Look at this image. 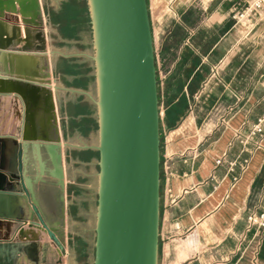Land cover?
I'll return each instance as SVG.
<instances>
[{"label":"crops","instance_id":"0c3cea01","mask_svg":"<svg viewBox=\"0 0 264 264\" xmlns=\"http://www.w3.org/2000/svg\"><path fill=\"white\" fill-rule=\"evenodd\" d=\"M147 1L152 33L160 36L163 67L165 71L172 72L180 66L183 73L184 85L174 102L184 95L188 103L185 113L174 126L169 127L166 119L163 123L158 264H264V229L250 227L247 222L250 213L264 211V130L256 134L252 132L264 115V5L255 8L254 3L258 0ZM40 2L42 30L48 39V50L59 51L53 56L54 67L59 57L90 58L88 52L65 48L81 47L78 40L82 35L80 30L85 28L88 18L91 24L88 0ZM6 7L4 4L0 8V21L5 33L11 35L12 25H18L21 37H24L23 16L10 12ZM242 11H246L245 16L238 20L235 14ZM53 17L59 18L60 22L53 24ZM187 39L189 43H186ZM31 43L35 47L36 39ZM21 45L14 47L16 52H21ZM185 51L195 55V61L193 57L183 60ZM28 53H35V61L24 64L29 70L40 72L48 58L34 49ZM48 57L51 59L50 54ZM221 58L226 59L221 82L213 80L204 85L212 65ZM13 65H17L15 60ZM193 82L196 85L189 89ZM65 88L68 89L62 90L75 89L78 92H70L91 99L87 90ZM13 100L19 102L20 111ZM228 106L234 109L228 121L223 123L221 116ZM14 112L21 121L10 119ZM23 124L24 104L21 98L16 94H0V135L20 138ZM63 134L62 140L70 142ZM80 134L77 144L88 143ZM50 135L53 139L57 137L55 131ZM12 147L15 148L14 144ZM88 149L91 148H69L73 154L70 161L92 166L95 162L86 159ZM82 154L83 158L79 156ZM17 157L16 148L9 156L7 171L17 166ZM219 158L223 159L221 164L216 163ZM67 159L63 151L64 164ZM234 160L237 165L230 171L228 162ZM65 170L67 189L66 165ZM47 180L56 186L54 179ZM36 190L46 220L54 222V205L46 202L37 184ZM79 210L87 219L90 217V212ZM12 223L0 219V235H7ZM29 228L36 231L35 236L39 234L38 228L42 230L38 261L33 262L46 263L58 255L51 240L45 238L47 232L41 224L29 225ZM62 231L64 250L67 243L77 240L81 254L94 258L95 225L91 228L83 221L72 224L64 218ZM25 232L30 237L34 236ZM45 244L48 248L43 261ZM53 244L58 251V244Z\"/></svg>","mask_w":264,"mask_h":264},{"label":"water","instance_id":"95a60500","mask_svg":"<svg viewBox=\"0 0 264 264\" xmlns=\"http://www.w3.org/2000/svg\"><path fill=\"white\" fill-rule=\"evenodd\" d=\"M4 4L10 12L23 16L25 35L21 37L18 25H12V34L7 35L0 21V94L21 98L24 124L20 138L0 135V219L41 224L62 254L63 221L46 220L36 184L47 177L55 180L61 218H65L63 151L96 149L99 171L93 264H158L161 118L148 1L88 0L94 49L89 56L95 65L96 96L87 94L97 106L98 141L81 145L61 138L56 92L68 88L53 80V56L59 51L48 50L40 0H0V8ZM32 39L37 41L35 47ZM21 43V52H16L14 47ZM33 49L48 58L38 73L24 64L35 61V53H28ZM49 126L55 129L54 139ZM16 148L22 160L21 176L7 171L9 156ZM30 154L38 163L34 175L27 168ZM19 183L24 191L14 189Z\"/></svg>","mask_w":264,"mask_h":264},{"label":"rangeland","instance_id":"374dc122","mask_svg":"<svg viewBox=\"0 0 264 264\" xmlns=\"http://www.w3.org/2000/svg\"><path fill=\"white\" fill-rule=\"evenodd\" d=\"M263 6V5H262ZM154 38V49H155V58H156V68H157V78H158V85L160 86L159 94L161 98L159 99V108H160V118H161V125L163 127V123L165 120V111H166V95H165V70L163 67L162 62V53H161V47H160V36L155 33L153 35ZM70 48L72 51H80L79 47H65ZM167 55V54H164ZM169 64V63H168ZM57 82L61 83V79L57 74L55 73V69L53 68V80H56ZM96 91V90H95ZM90 92V91H89ZM58 98H59V107H58V115H59V127L61 126V134L65 137V139L70 140V142L78 143L79 140V128L78 125L75 126V123L72 122L71 116H75L78 118L76 113L78 114L79 111H77L75 105V99L76 95L71 93L70 91L59 89L57 91ZM90 94H92L90 92ZM79 100H83V98L80 97ZM15 107L20 111V104L15 103ZM87 115L89 113H93L90 109L83 110ZM162 113V114H161ZM13 116L10 118L11 120L14 118H18L21 121V117L16 114L15 112L12 114ZM93 114H90L88 116H92ZM98 117V116H97ZM84 122V121H83ZM5 123V122H4ZM85 123V122H84ZM83 126V125H79ZM2 126L0 127V129ZM93 128L97 129L98 131V119L97 122L93 123ZM163 134V133H162ZM81 135V134H80ZM98 141V138H97ZM96 144V143H93ZM67 154V161H66V169H67V179H68V188L65 191L67 202V215L65 217L66 221L72 224H75L77 221H83L87 222L91 228L95 225L96 220V207H97V184H98V171H99V152H94L89 154L88 157L92 156V159H89V161H94L95 164L92 166L90 165H84V164H76L72 163L70 161V157H73L72 152H66ZM77 155V154H76ZM83 155V154H82ZM80 157H84L79 155ZM88 159V158H87ZM87 163V162H86ZM34 173V172H33ZM89 175V177H88ZM88 186L90 190H88ZM20 186H15L14 189H19ZM38 189L40 194L46 199V202L49 204H53L55 209L59 207V203L57 202L56 196L59 192L58 187L53 185L51 182H45V183H39ZM84 200V201H83ZM78 201H81V204L78 203ZM83 201V202H82ZM69 202V203H68ZM82 209L85 211V213H91L90 217H85L83 213L80 212L79 209ZM82 211V212H83ZM29 227L26 223H19V222H13L12 225L9 227V233L7 235H0V264H40L35 263L33 260L27 255L23 254L22 252H14V248H17L19 245L27 243V241H24L18 237V231L22 227ZM80 228V227H79ZM79 228H76L75 230H78ZM39 230V234H42L41 229ZM84 229H79L78 231H83ZM37 236V235H36ZM71 237V236H69ZM46 239L51 240V245L54 248L53 250L58 254L57 256L51 257L49 260H47L46 263L41 264H60L62 261L64 264H90L92 263L94 258H92V255H85L81 254V248L77 245V240L75 242H69L65 246V250H62V254L60 253V250H56L57 247L55 244H53V240L49 237L48 234H45ZM44 239V237H42ZM50 242V241H49ZM94 255V253H93ZM92 258V259H91Z\"/></svg>","mask_w":264,"mask_h":264},{"label":"trees","instance_id":"16d2710c","mask_svg":"<svg viewBox=\"0 0 264 264\" xmlns=\"http://www.w3.org/2000/svg\"><path fill=\"white\" fill-rule=\"evenodd\" d=\"M60 22L59 18L53 17V24H58ZM78 30V29H77ZM82 32L81 37H78V40L80 41V51H85L90 54H93V42H92V29L91 24L89 22V18L86 22L85 28L80 30ZM79 31V32H80ZM62 48V47H58ZM176 49V48H175ZM172 54L175 52L173 51ZM193 57V58H192ZM183 60L192 58L193 61H195L196 56L193 55L190 51H185L182 56ZM184 63V61H183ZM182 64V61L179 65ZM55 73L57 76L61 79V84L65 87L69 88H76V89H82L90 91L94 96H96V80H95V65L94 61L87 57V56H74V57H59L57 62L55 63ZM183 73L182 70H180V66H178L175 70L167 76L165 81V95H166V104L168 105V108L165 112V119L167 121V124L169 127L174 126L175 122L179 120V118L185 113L188 103L184 95H180L178 101L174 102L175 97H177L184 85L183 81ZM196 82H193L189 84V89H191L192 86L196 85ZM158 91H160V86L158 85ZM83 98V100H79ZM75 99V107L77 109L78 116L75 117L74 115L71 116V120L73 123H75V126L78 125L79 133L83 136L85 141H87L89 144L97 143L98 138V131L97 129L93 128V123L97 122V106L96 104L91 100L87 99L85 95L83 94H76ZM161 98L159 94V99ZM90 109L93 113L91 117L88 116L83 110ZM85 123H84V122ZM79 125H83L82 127ZM163 127L161 125V145H162V138H163ZM94 152H98L96 149H88L86 150L85 154L89 159H92L91 157H88L89 154ZM86 158V159H87ZM162 161V158H161ZM93 264V262H92Z\"/></svg>","mask_w":264,"mask_h":264},{"label":"built area","instance_id":"2783aa9c","mask_svg":"<svg viewBox=\"0 0 264 264\" xmlns=\"http://www.w3.org/2000/svg\"><path fill=\"white\" fill-rule=\"evenodd\" d=\"M262 5H264V0H258L254 3L255 8H261ZM246 11L238 12L235 14V17L240 20L245 16ZM186 43H189V39L186 40ZM226 59L221 58L219 59L214 65H212L210 69V74L207 80L205 81L204 85H207L211 83L213 80H216L217 82H221L222 79V67L225 65ZM171 73V70L165 71V77ZM233 107L228 106L226 109V112H224L221 116V121L223 123H226L228 121V118L233 111ZM162 114V113H161ZM263 125H264V115L259 119L258 123L253 128V133H261L263 132ZM223 162V159H217L216 163L221 164ZM237 165V161H229L228 166L229 170L233 171L235 166ZM247 222L250 227H256V229H264V211L261 212H252L247 216Z\"/></svg>","mask_w":264,"mask_h":264},{"label":"bare ground","instance_id":"6f19581e","mask_svg":"<svg viewBox=\"0 0 264 264\" xmlns=\"http://www.w3.org/2000/svg\"><path fill=\"white\" fill-rule=\"evenodd\" d=\"M243 20V19H242ZM245 20V19H244ZM243 20V21H244ZM29 225V224H28ZM34 226V225H30ZM25 231L31 232L33 237H30L29 234H27ZM36 231L33 229L29 228L28 226L24 230V226L18 231V237L24 241H27V243L19 245L17 248H14V252H22L27 254L33 261H38V250H39V240H40V235L35 236ZM48 245L45 244L43 246V257L42 260H46V251H47Z\"/></svg>","mask_w":264,"mask_h":264},{"label":"flooded vegetation","instance_id":"af4514ba","mask_svg":"<svg viewBox=\"0 0 264 264\" xmlns=\"http://www.w3.org/2000/svg\"><path fill=\"white\" fill-rule=\"evenodd\" d=\"M54 131H55L54 127L53 126H49V133L50 134L54 133ZM43 155H44V159L46 160V165L50 166L51 164H50L48 156L46 155V153H43ZM35 161L36 160L33 159V156L31 154V156L29 157L27 168L29 170V173H31L32 175H34V173H35ZM21 164H22V160H21V157L18 155V157H17V166L14 165L12 168H10L9 174L10 175L15 174V175H20L21 176V174H22V172L20 170ZM37 166H38V163L36 161V168H37ZM48 178H50V177H47L46 179H48ZM45 182H48V180L45 181ZM45 182H38L37 185L39 183H45ZM19 186H20V188L17 189V190L24 191V188L22 187L21 183H19ZM56 187H58V189H59V186L56 185ZM56 199H57V202L59 203L60 206L55 209V221L58 220V219L63 221L64 218H61L62 202L60 200V190H59V192H58V194L56 196Z\"/></svg>","mask_w":264,"mask_h":264}]
</instances>
